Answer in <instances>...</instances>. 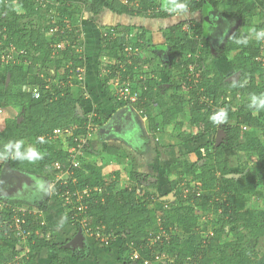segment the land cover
Instances as JSON below:
<instances>
[{"label": "trees", "instance_id": "1", "mask_svg": "<svg viewBox=\"0 0 264 264\" xmlns=\"http://www.w3.org/2000/svg\"><path fill=\"white\" fill-rule=\"evenodd\" d=\"M48 1L56 9L57 18L45 25L44 30L37 32L29 28L26 22L39 14L42 5L38 4V0H0V73L3 76L0 79V113L10 107L17 110L15 117L0 118V175L6 164L11 171L21 174L32 171L37 175L44 173L45 169L54 171L56 163L68 165L69 153L53 151L51 139L48 137H51L55 130H62L73 125L77 126V129L73 131V139L85 137L88 134L90 119L88 115L81 114L78 110L82 103L81 98L76 99L73 89L70 88L69 83L67 84L71 74L87 67V58L77 54L74 49L78 45L77 31L79 29L70 22V18L76 12L75 9L79 8L77 5H84L87 12L94 17L101 15L104 11L117 16L131 15L161 20H169L175 16V12L168 11L171 0H128L129 5H125L124 0ZM253 1L177 0L187 4V12L183 14L197 13L198 20L181 21L163 31L167 55L162 51L158 53L152 43V35L151 39L150 37L147 39V30L125 29L127 34L139 33L136 46L145 48L155 55L153 58L144 59L143 63L151 64L162 56L164 59L167 58L166 67L173 66L174 70L169 73L171 76L174 71H183L182 85L176 86L175 90H187L191 97L188 100L187 95L174 93L170 96V103H166L159 93L167 94L174 89L173 85L168 87L160 85L157 83V77L148 79L146 84L137 79V82L142 85L141 88L147 86V90L143 92V96L135 107L148 117L151 134L155 136L159 129L175 123L179 115L189 107L190 123L197 129V133L194 136L188 135L182 140L179 138L182 144L173 147L194 144L204 139H206L205 147L206 145L208 147L205 148L206 153L204 151L203 163L192 162L184 155L173 164L174 171L180 170L177 173L178 179L171 182L172 192H175L177 198V203L174 204L168 200H160L152 209H149V202H142L135 186L123 187L117 179L105 180L103 169L96 167L93 163L84 162L80 169L73 170L67 185L63 182L59 183L57 189L61 192L69 190L73 194L76 192L82 194L87 188L93 190L91 198L87 200L89 227L94 234L99 228L100 233L112 234L116 239H122L123 246L119 250L121 257L130 253V245H133L143 257L136 261L137 264H145L146 261L150 264H264V254H259L253 248L244 247L239 241L222 244L215 256L208 260L206 247L208 243L213 246V239L209 241V236L199 231V214L204 216L214 212L218 215L216 224L221 225V228L236 227L243 237L256 240L264 237V210L257 212L248 207L249 197L264 198V110L254 115L255 109L248 107L252 95H264V39L258 41L252 34L253 30H264V0H260L249 12V20L255 19L256 15L260 17L257 25L249 21L246 18L248 14L245 13L249 3H256ZM224 2L228 4L223 11H220V5ZM79 10L78 13L81 12ZM212 11L219 13L222 19L231 21L233 24L243 21V28L250 34L247 33L244 37L240 30L229 34L226 42L224 41L225 44L213 51L209 34L216 20L213 18L215 16L211 17ZM205 17L210 23L207 30H205ZM189 23V30L185 31L184 26ZM66 24L73 28L66 37L48 34L51 27L56 25L61 28ZM223 36L224 32L221 38ZM244 38H247V44L236 43V40ZM64 40L69 43L64 45L62 56L56 66V70H59L63 63L69 66L64 77L59 78L58 71L44 74L39 66L44 67L42 64L49 60L54 52L53 45ZM124 45H127V40L123 39L114 43L113 46L106 45L105 54L118 61L117 65L105 67L106 74L99 78L107 95H111L110 82L120 74L122 75L123 71L126 74L124 78L135 75L133 70L137 60L132 63V66H128ZM12 48L19 52L23 51V54H19L21 61L19 64L11 62L4 64L1 61V55L4 52L8 53ZM233 53H235L234 59L230 57ZM181 56L185 60L177 63V59ZM221 56L229 59L234 74L239 73L237 78L230 79L220 71L213 74L209 67L202 74L197 73L211 57L220 58ZM122 63L125 64V70L120 65ZM190 65H195L192 76H188L191 72ZM153 73L156 76L157 72ZM32 86L40 89L42 93L40 99L32 97ZM228 92L240 93L241 102H227L226 122L214 124L210 117L220 111L213 109V105ZM112 98L115 102L114 112L127 106ZM154 104L162 110L158 117L152 114L151 108ZM110 117L99 115L91 120V125L101 127ZM220 130L224 133V138L217 146L216 134ZM258 133L262 136L260 137ZM16 142H22L19 149L21 153L28 151V144H34L38 158L21 159L15 155V148L6 150V145H14ZM89 146L85 147V154L91 153ZM42 148L48 149L44 155L41 153ZM196 150L202 151L204 146H199ZM228 150L238 151L246 157V163L236 173L232 171L229 160L225 158ZM104 153L113 156L115 159H111L115 161L124 160L133 183L140 185L149 180V175L135 170L130 161V154L125 148L110 145L106 146ZM59 173L54 171L51 175L54 177ZM97 188L102 189V192H96L94 189ZM186 191L189 197L185 200L182 192ZM207 192L211 195H206ZM149 196L147 194L144 199H148ZM1 201L4 202L0 194ZM59 201L68 211L72 210V206H66L61 200ZM6 203L7 208L0 210V264H14L15 257L19 256L18 247H20L19 239L15 237L18 240L10 241L15 244L14 249L10 250L6 245L8 239L2 231L11 236L20 237L18 233L23 232L22 229L32 231L26 255L27 264H38V256L46 251L54 255L50 264H73L71 261L92 259V249L86 242L83 245L80 242L76 243L77 248L73 247L74 236L82 228L78 221L82 217H75L73 210L70 213L67 212V223L76 234L67 242H59L54 232L50 233L51 236L46 235L47 227L42 226L45 221L39 213L34 215L28 211L22 213L17 211L11 203ZM48 207L49 201L46 200L40 205V210L46 212ZM16 217L19 222H22L19 223V227ZM176 229L184 232L187 238L182 240L177 238V235L173 237V230ZM162 230L166 231L167 237L157 240ZM41 231L45 234L42 237ZM218 232L221 233L216 229L215 234ZM82 234L84 237L85 234L83 232ZM92 238L95 239L96 236ZM95 242L109 249L116 246V241L110 246L104 245L97 239ZM131 263L133 262L125 264Z\"/></svg>", "mask_w": 264, "mask_h": 264}, {"label": "rangeland", "instance_id": "2", "mask_svg": "<svg viewBox=\"0 0 264 264\" xmlns=\"http://www.w3.org/2000/svg\"><path fill=\"white\" fill-rule=\"evenodd\" d=\"M227 1V0H226ZM256 3H249L247 5V7L245 8V13L248 14L247 15V19L249 20L248 16H249V12L254 9L257 5L258 2H260V0H254ZM253 1V2H254ZM40 5V2L38 3ZM42 4V8L39 12L38 15H36L35 17H33L32 19L28 20L27 26L31 29H34L37 32H41L42 30H44L45 25H47L50 22L55 21V19L57 18V13H56V9H54L53 5L49 3L48 0H46L45 2L41 3ZM44 4L46 6H44ZM228 4V2H224L223 5H220V11H223V9L226 7L225 5ZM79 8H76V12H74L73 10V16L70 18V22L72 24H74L75 26H78L81 30V37L77 39V43L78 45L76 47H74V49H76V53L77 54H84L87 57V66L88 67L84 68V72L82 74L83 78L86 79V74L88 72L87 75V84H88V88L89 92L91 93L90 97H86L85 88L86 87L84 85V79L82 81L79 80V73L78 71L75 74H71L69 80L67 81V84L70 86L71 89H73V92L75 93V98L76 99H80L81 98V105L79 106L78 110H82L83 113L81 114H85V115H89L90 112L94 109L90 108V103H93L94 101H96V103H98L100 106H104V104H100V103H110L108 102L106 99H108L107 95L105 92H101L100 90V83H99V70L103 72V74H106V71L104 70L105 67H110V65H117L118 61L117 59H111L109 56H107L105 54V51H107L106 49V45H111L113 46L114 43L116 42H120L122 39L125 41L127 40L128 44H131L133 47V49H137L138 50V54L139 56H136L134 58L133 54H130L129 56H126V59L128 60V63L131 62V65L128 64V66H132V63H135V60H137V63H135V68L133 70V73H135L134 76H126V78H124V76L126 75L124 73V71L122 72V75L120 74L116 79L119 81L120 84L127 82L128 80L137 87H141V83L137 82V79H140L143 82V84H146L145 82L148 81V79L150 78H154V71L157 72L156 76H157V83H160V85H173L174 89L169 91L167 94H163L162 92L159 93L160 96H163V98H165V100L170 103V96L174 93H179V94H184L187 95L188 100L191 98L189 95V92L187 90H175L176 86H180L182 85V78H183V71H179V72H173L174 74L171 76L169 73L171 71H173V66H171L170 68L167 66L166 67V61L167 58H162V56H160V58H157V60H154L153 62H151V64H145L143 63L144 59H150L153 58L149 52L145 49V48H141V47H137L136 43H138V38L137 35L139 34H127L125 29L127 28H138V30L140 29V24H143L144 22H142V19L135 17V16H131V15H123V16H117L114 15L110 12L104 11L102 12L101 15L94 17L92 14L87 12V8L84 7V5L79 4L77 5ZM80 9V10H79ZM82 9V10H81ZM70 10V9H68ZM81 11V12H77V11ZM211 17H213L216 21L217 25L222 26L223 28H218L220 29L218 31V41L221 44V41L223 39V37L221 38V34H223L224 32V39L225 42L227 40V37L229 34H233L238 32L239 30L243 33V36L245 37L246 34H250L249 31H245V29L242 26V22L243 21H237L236 23H232L231 21L225 20L221 18V15H219V13L212 11L211 12ZM179 15V13H175V16ZM192 15V14H191ZM190 16V14L188 15ZM196 17V16H195ZM260 17L256 15L255 19L253 20H249V21H253L252 23L254 25H257L259 23V19ZM179 18H176V20L178 21ZM190 20H192V18H189ZM200 19V17H199ZM221 19V22H220ZM99 20V21H98ZM170 21H162L161 19H152V20H146L145 22L147 23V25L150 28H153L157 33V29L154 28L157 24L158 26H160V24H163L162 26L166 25H173L174 19H169ZM189 21V20H188ZM263 21V20H261ZM190 22V21H189ZM160 23V24H159ZM98 26L99 28L97 30H99L98 32H92L90 31L88 33V30L90 27H94V26ZM88 28V30H87ZM142 28V27H141ZM113 30L115 32V35L112 37H109L108 39L104 40V35H106V33H108V30ZM142 30V29H141ZM138 32V31H137ZM215 32V31H214ZM213 35H216V32ZM97 33V35H96ZM141 33V32H140ZM245 33V35H244ZM99 34V40L97 39V41L99 42H95V44L89 42H86V40L88 39V36L92 37L97 36L98 37ZM112 35V32L110 33ZM153 34V33H152ZM96 38V37H95ZM148 39V36H147ZM69 42H67L66 44H68ZM224 43V42H223ZM88 44V45H87ZM225 44V43H224ZM223 44V45H224ZM222 45V46H223ZM220 46V47H222ZM64 47V46H63ZM162 47V46H161ZM62 50L57 51V52H52L49 60H47V62L45 64H42L44 67L39 66V68H41V70L43 71L44 74H50V73H54L55 71H58V73H60L59 78H63L64 73L66 72L67 68L69 66L66 65V63L62 64V67L58 70H56V66H57V61L61 58L62 56ZM89 50H91V53H89ZM212 50L215 51V48L212 47ZM15 52H12V56H13V61H9L11 63H20L21 58L19 57V51L14 50ZM99 51H101L100 55H99ZM162 48L158 49V53H161ZM89 53V58H88V54ZM168 53V52H167ZM166 53V55H167ZM125 54V53H124ZM99 55V56H98ZM163 55V54H162ZM79 56V55H78ZM235 53L231 54V58L234 59ZM85 57V58H86ZM139 59V60H138ZM185 59L183 58V56H181L180 58L177 59V63H182ZM210 60V59H209ZM206 61L205 65L203 66V68L199 71H197V73L202 74V72H205L208 67L211 69L212 73L214 74L215 71L217 70L215 67H211L210 66V61ZM209 62V63H208ZM5 64V62H4ZM121 67H123V70H125V64L122 63L120 64ZM128 68V67H127ZM163 71V72H162ZM78 73V74H77ZM125 74V75H124ZM137 74V75H136ZM145 75V76H144ZM194 75V73L189 72L188 76H192ZM197 75V74H196ZM171 76V78H170ZM230 76V75H229ZM3 78V76L0 73V79ZM56 82V81H55ZM102 88V86H101ZM91 90V91H90ZM103 90V89H102ZM105 93V94H104ZM241 99V94L240 93H236V94H232V93H227L226 96H221L220 99L216 102L215 105H213V109L215 110H223L225 111V106L227 102H236V103H240ZM207 102V100H206ZM95 103V102H94ZM211 103V102H209ZM107 106V105H106ZM104 106V108H102L103 111L108 110V108ZM2 109V108H1ZM96 110L99 111V109L101 108H95ZM137 110H139V108H136ZM101 110V111H102ZM113 110V109H112ZM162 110L160 108L154 107V109H152V114L156 117L160 116ZM17 115V110H15L14 108L10 107L6 110L3 111V113H0V118L1 119H5L6 117H15ZM146 115L145 113H141V116L138 117L137 119L141 124V128H142V136L140 135L139 137H137L136 139L139 140L138 143L134 142V143H127V146H125V142H128L127 140L129 139L127 137L128 132H122V134H124L125 136L122 137V139L119 140V142L117 141L118 139H111L107 140L106 143H108V145H117V146H121L122 148H125L127 151L132 152V148H134L136 146L145 149L148 147H155L156 145H158L157 147L160 148V144L158 143L156 137L153 138L152 134L150 132V128H149V124H148V120L145 119ZM147 118V117H146ZM190 109L189 107L186 108V110L179 115L178 120L172 124L173 128H168L166 129V131H163L162 129L158 130V138L160 139L161 144H166V137H170V136H174L178 138H180V140H182V138L186 137V136H194L197 133V129L195 127H193L190 123ZM181 123V124H180ZM99 127H95V134L99 133ZM160 131L164 132L162 134V132L160 133ZM170 131L172 132L170 135ZM168 133V134H166ZM144 134L146 135V137L148 138H144ZM217 135V134H216ZM258 135L261 137V133H258ZM70 136V137H69ZM69 137V139H68ZM213 136H211L212 138ZM136 139H134V141H136ZM179 140V141H180ZM211 140V139H210ZM73 142V135L72 132L70 130L69 133H65L63 132L60 136H58L56 139L51 140V148L53 151H63L66 152L70 146L71 143ZM177 142V141H176ZM179 143V142H178ZM182 144V143H180ZM206 144V139L204 140H198L196 141L194 144H186V145H182L181 147H177L172 149L171 147H168L167 149L164 147L161 149V152L158 153H154V151L148 153H144V155H140L138 158H142L145 160V169L144 171L146 173V175H149L150 178L147 182L142 183V184H137V183H133L132 180L129 177V169H125L124 168V160H120L115 161L111 158L108 157H103L102 154L100 156L99 150H95V155L88 157L85 159L82 158L80 163H93L96 165V167L98 168H102L103 170V176L105 178V180L108 181H112L117 179L118 181H120L121 185L123 187H136L137 188V192L139 195V198L142 200V202H149V209H152L154 207V204H156L157 202H159L160 200H168L171 204L177 203V198L175 197V192H172L171 189V182L175 181L178 179L177 173L180 171L179 169L177 171H174L173 169V164L175 162L178 161V159L183 158L184 155H186V158L189 159L190 161H197L199 163H203V155H204V151L206 153V149H207V145L205 147ZM29 145V149H34L36 146L34 144H28ZM179 145V144H178ZM131 150H130V148ZM203 147L204 146V150L199 151L196 150L198 147ZM206 148V149H205ZM47 148H42L41 153L42 155L45 154V152H47ZM144 151V150H143ZM201 153V154H200ZM132 155H134L135 153L132 152ZM84 156H86V154H84ZM201 156V157H200ZM90 158V159H89ZM227 160H229L232 171L234 173L238 172L241 167L246 163V157L243 153H240L238 151L235 150H228L226 152V157ZM123 164V165H122ZM130 168V167H129ZM1 170V168H0ZM3 170V169H2ZM143 171V170H142ZM24 177L27 179V183L24 185L26 187L22 188L20 191H16L13 189H7L4 193L1 192V196H2V200L4 202H9L13 205V207L17 210V211H21L23 212H30L31 214H40L41 218L43 219V221H45L43 223V227H47V231L48 234L46 235H50V233H53L56 236V240L59 242H67V240L69 238H71L72 236L75 235V233L69 235V231L70 229H66V227H62L63 225H68L67 223V216L68 213L71 212L68 211L66 208L63 207V205L61 204V202L57 197H55L52 194L51 191V187H50V183L52 181V175H51V170L50 169H45L44 173L42 174H34L32 171H29L25 174H23ZM65 178V177H64ZM65 180V179H63ZM15 185V184H14ZM183 185V183L181 184ZM13 187V185H12ZM193 189V187L191 188ZM150 195L148 199H144V197L146 195ZM191 194V193H190ZM54 197H53V196ZM167 195V196H166ZM182 195L185 197L183 199H187L186 197H189V193L186 192H182ZM206 195L210 196L211 193L207 192ZM46 200L49 201V203H51V207L52 209L56 208V210H54V214L56 215L57 213L60 214V212L63 214V218L62 221L61 220V216L59 215L58 218H56V222L53 220L54 224H51V222L48 220V216L44 215L45 212L40 210V205H42L43 203L46 202ZM52 200V201H51ZM51 201V202H50ZM54 205H57L54 207ZM248 207L249 208H253L255 209L257 212L264 210V198L263 197H258V196H254V197H249L248 198ZM58 211V212H57ZM68 212V213H67ZM199 231L204 233L205 236H209V241L210 239H213V246L212 244L208 243V247H206V258L208 260H210L212 257L215 256V254L217 253V251L219 250V247L226 243V242H236L239 241L244 247H248V248H253L256 252H258L259 254H264V237L256 240V239H252V238H248V237H243V234L241 232H239L236 227H225V228H221V225L216 224V220L218 219V215L214 214V212H210L204 216H201V214H199ZM45 219V220H44ZM16 220L18 222V227H19V219L18 217H16ZM49 221V222H48ZM215 221V223H213ZM53 226V228H52ZM69 226V225H68ZM104 228V227H103ZM66 229V230H65ZM220 230L221 233H217L215 234V231ZM2 230H4V228L2 227ZM23 232H19V234H21L20 237L18 236H11L8 233H6L5 231H2L5 233L6 238L8 239V241L6 240V245L8 246V248L11 250L14 249L15 244L11 243L10 241L13 240H18V245L20 247H18L19 249V256L15 257L14 259V264H27V253H28V247H29V241H30V237L32 236V231L28 232L24 229H22ZM74 231V230H73ZM27 232V233H26ZM42 235L43 232H40ZM174 236L179 239H186L187 236L184 235V232H180L178 229L173 230ZM102 234H104V232L101 233V237ZM78 235V234H77ZM77 235H75L74 237H76ZM15 237H17L18 239H16ZM212 237V238H211ZM174 240V238L171 240V242ZM81 243L82 245L85 244V242L87 243V245H89V247H91L92 252H93V257L92 259H85L82 260L80 262L77 261H71L73 264H125V263H129V262H133L130 259V253L133 252V249H130V253H127L126 255H124L123 257H121L119 255V250L120 247L123 246V240L122 239H117V243L116 246L113 249H109L106 247H103L102 245H100V243L95 242V239L92 238V236H88V235H84V239H81V236L79 238H77V240L74 242V248H77L76 243ZM22 247V248H21ZM134 248V246H133ZM49 252H45L43 255H41V259L38 260V264H49V260L48 257L50 256L48 254ZM52 255V254H51ZM53 258V255L51 256ZM141 259L143 258L142 255L140 254ZM71 259V258H70ZM202 261V259H201ZM147 263L145 264H150L148 261H146ZM11 264V263H10Z\"/></svg>", "mask_w": 264, "mask_h": 264}, {"label": "built area", "instance_id": "3", "mask_svg": "<svg viewBox=\"0 0 264 264\" xmlns=\"http://www.w3.org/2000/svg\"><path fill=\"white\" fill-rule=\"evenodd\" d=\"M38 1L41 4V3L45 2L46 0H38ZM124 4L129 5V1L124 0ZM44 6H46V5L44 4ZM189 26H190V23L188 25L186 24L184 26V30L185 31L189 30ZM72 31H73V28L69 24L62 26L61 28L59 26L55 25L49 29L48 34L66 37V35ZM111 32H112V35L110 34ZM77 33H78L77 37L80 38L82 35L81 30L79 29L77 31ZM114 35H115V32L110 29V30H108V33H106V35H104L103 39L106 40L111 36L113 37ZM67 42H68L67 40H64V41L56 43L55 45H53V49H54L53 51L54 52L60 51ZM132 47L133 46L131 44H128V42H127V45H124V53L126 56L133 54L134 58H135L136 56H139V54L137 53L138 50L135 48L133 49ZM14 50H16V49L12 48L11 50H9L8 53L4 52L1 55V61H3V62L11 61L13 59V56H12L13 53L12 52H15ZM19 54H23V51L19 52ZM189 57H190V55L188 56V58ZM128 64L131 65V62ZM194 68H195V65H190L189 69H190L191 73H193ZM83 72H84V69L78 70V73H79L78 77H79L80 81H82L84 79L82 76ZM111 87H112L111 88L112 95L116 99V101L125 103V104H127V106H131L134 108H136L135 106L139 103L141 97L143 96V92L147 90V86H144L143 88L137 87V86H134L129 80L127 82L124 81V83H122V84H120L119 81L116 80L113 82ZM31 91H32V97L34 99H40L42 97V93L38 87L32 86ZM96 117H98V115H96L95 117L88 116V119H90V124L88 125V134L85 137H81V138L76 137L73 139V142L71 143L70 148L67 150V152L69 153V156H70L69 161H68V165L67 164H61V163H56L54 165V171H57L60 173L52 178V181L50 183V187H51V191L55 197L61 199V201L66 206L67 205L72 206V210L74 211L75 217H82V219L80 220L81 227H82L81 230L85 235H88L90 237L96 236L95 239L100 240L101 243H103L106 246H110V244L114 241H116V243H117V239L115 236H113L112 234H108V235L102 234V236H104V237H101V233L99 232V228H97L98 232L96 234H94L92 232V229L89 227V215H88L89 205L87 204L88 203L87 200H89L91 198V192L93 190L90 188H87L86 190L83 191L82 194L77 193V192L73 194L69 190L61 192L57 189V186L59 185V183L63 182L64 185L68 184V179L70 178V175L73 173V170L81 168L80 159L85 154V147L90 145L89 141H90L91 135H93L92 133H94V131H95V127H98L97 125H91V120L96 118ZM76 129H77V126H75V125L69 126V127L62 129V130L58 129V130H55L53 132V135L51 137H48V138H50L51 140H54L58 136H60L63 132L69 133L70 130H71L72 135H73V131H75ZM69 137H68V139H69ZM73 143H75V144H73ZM54 171L51 170L52 173H54ZM63 179H65V180H63ZM73 182H76V180H73ZM94 190L96 192H99V193L102 192V189H100V188H97ZM7 206H8V204L6 202H2V201L0 202V210L6 209ZM19 235H21V234H19ZM162 237H167V233L165 230H162V232L158 235L157 240H161ZM130 249H133V252L130 253L131 261L136 262V261L141 260L139 250L136 248H133V245H130Z\"/></svg>", "mask_w": 264, "mask_h": 264}, {"label": "crops", "instance_id": "4", "mask_svg": "<svg viewBox=\"0 0 264 264\" xmlns=\"http://www.w3.org/2000/svg\"><path fill=\"white\" fill-rule=\"evenodd\" d=\"M195 16H197V13H195V14H192V15H190V16H188L187 14L185 15V14H179V15H177V16H174V17H171L170 19H174V22H173V25H164V26H162L163 24H160V26H158V24L154 27V28H156L157 29V31H158V33L153 29V28H150L148 25H147V23L145 22L146 20L148 21V20H152L151 18H147V17H138V18H140V19H142V22H144L143 24H141V23H139L140 24V28L142 27L143 29H145V30H147V36L148 37H150V39H151V35H152V38H153V40H152V43L154 44V46H155V49L156 50H158L159 48H164V46H166V44H165V39H164V35H163V31L164 30H166V29H168V28H170V27H172V26H174L175 24H177V23H180L181 21H187V20H189V18H192V20L193 21H197L198 19L195 17ZM135 17H137V16H135ZM176 18H179L178 19V21L176 20ZM158 20H160V19H158ZM99 21V20H98ZM162 21H170V20H162ZM213 25H214V23H213ZM208 26H210V24L208 23ZM75 27H77V28H79L78 26H75ZM99 27L96 25V26H94V27H90L89 28V30H88V28H87V30H88V33L90 32V31H92V32H98L99 33V30H97ZM211 30V29H210ZM215 32H216V35H213V33L212 34H209V38H211L212 40V47L213 48H215V50H217L218 48H220V46H222L224 43V41H225V39H224V37H225V35H224V37H223V39H222V41H221V44L219 43V41H218V31L217 30H215ZM214 32V33H215ZM153 33V34H152ZM100 34V33H99ZM99 34H98V37L97 36H92V37H90V36H88V39L86 40V42H89L90 41V44L91 43H93V44H95V42H99L100 43V41H97V39L99 38ZM96 35H97V33H96ZM244 35H245V33H244ZM96 37V38H95ZM99 40V39H98ZM88 45V44H87ZM162 46V47H161ZM149 52V54L152 56V57H155V55L151 52V51H148ZM89 53H91V50H89ZM89 53L87 54L88 55V58H89ZM100 53H101V51H99V55H100ZM98 55V56H99ZM80 56H84V57H86V55H84V54H81ZM87 58V57H86ZM111 59H114V58H112V57H110ZM210 66L212 67H215L217 70L215 71V73L216 72H218V71H220V72H222L223 74H225V75H227V76H229L230 77V79H234V72H233V70H232V67H231V64H230V61H229V59L226 57V56H221L220 58H215V57H211L210 58ZM209 63V62H208ZM88 67V69H89V66H87ZM87 75H88V72H87V74H86V79L84 78V85L86 86V87H84L85 88V90H87L89 87H88V84H87ZM101 75H103V73H102V71H100L99 70V78H100V76ZM155 77H157V76H155ZM115 80H113V81H111L110 82V91H111V85L113 84V82H114ZM100 83V82H99ZM158 84H160V83H158ZM167 87H168V85H167ZM90 89V88H89ZM89 89H88V91H85V96L86 97H90V95H91V93L89 92ZM103 88H101V85H100V90H101V92L103 91V92H105L104 90H102ZM91 91V90H90ZM105 94V93H104ZM111 95H107V97H108V99H106L108 102H110V103H100V104H104V106H106L107 108H108V110H107V112L106 111H103L102 110V108H104V106H100L98 103H96V101H94L93 103H90V108L91 109H94V110H92V111H89L90 112V114L88 115V116H90V117H95L96 115H103L104 117H107V118H109L112 114H113V112H114V108H115V102L112 100L113 98V95H112V92L110 93ZM164 101L166 102V103H168L166 100H165V98H164ZM154 107H157V108H159L158 106H157V104H154L153 106H152V108L151 109H154ZM95 108H101V109H99V111L98 110H96ZM132 108H134V107H132ZM113 109V110H112ZM136 111H137V113H138V116L140 117L141 116V113L143 114L144 112L143 111H141V110H137L136 108H134ZM102 110V111H101ZM80 113H83V111L82 110H80ZM147 117V116H146ZM145 117V119L146 120H148V117L146 118ZM136 123H137V125H134V129H129L130 131H131V136H132V138H129L127 141L128 142H125V146H127V143H134V142H136V143H138L139 142V140L138 139H136L137 137H139L140 135L142 136V128H141V124H140V122L138 121V119L136 120ZM149 124V123H148ZM174 124V123H173ZM168 128H173V126H172V124L171 125H168V126H166V127H164V128H162V130L163 131H166V129H168ZM162 131H160V133H161ZM164 132H162V134H163ZM171 131H170V135H171ZM93 135H91V138H90V141H89V143H90V146H89V148H91L90 150H91V153H86V156H84L83 155V157H81V158H84L85 157V159L86 158H88V157H90L91 158V156H93V155H95V154H97V153H95V150H99V152H101V153H99V155L98 156H100L101 154H102V156L103 157H108V158H114L113 156H111V155H109V154H107V153H104V149L106 148V146H110V145H108V143H106L107 142V140H110V138L111 139H118L117 141L119 142V140L120 139H122V137L123 136H125L124 134H120L119 136H108L107 134H104V135H102V134H100V133H98V134H95V133H92ZM159 134V133H158ZM158 134L157 135H155V136H153L152 135V137L153 138H155L156 137V139H157V141H158V143L160 144V148H158L157 146L158 145H156L155 147H153V148H151V147H148V148H145V149H143L142 150V148H140V147H138V146H136V145H134L135 147L134 148H132V149H134V150H132V152H134L135 154L134 155H132L131 153L132 152H129V154H130V161H131V164H132V166L135 168V170H137V171H139V172H143V173H146L145 171H144V169L146 168L145 167V160L144 159H140V158H138L140 155H144V153H150V152H152V151H154V153H158V152H161V149L162 148H168V147H172V149H174V147L173 146H175V145H178V144H180V142H179V140H178V138L177 137H175L174 138V136L172 137V136H170V137H166V141H167V143L166 144H161V142H160V139L158 138ZM166 134H168V133H166ZM144 138H148V137H146V135L144 134V136H143ZM134 139H136V141H134ZM177 141V142H176ZM179 142V143H178ZM115 146H117V145H115ZM129 147V146H128ZM162 147V148H161ZM130 148V147H129ZM128 150V149H127ZM130 150H131V148H130ZM89 158V159H90ZM115 159V158H114ZM123 165V164H122ZM124 168L126 169V166H125V163H124ZM143 170V171H142ZM105 179V178H104ZM53 196V195H52ZM54 197V196H53ZM52 201V200H51ZM50 201V202H51ZM55 206H57V205H54V207ZM54 210H56V208H54V209H52V207H51V203H49V207H48V210L45 212V214L44 215H46V216H48V220L51 222V224H54V222H53V220L56 222V218H58L59 217V215L61 216V220L60 221H62V218H63V214L60 212V214L59 213H57L56 215L54 214ZM58 212V211H57ZM48 221V222H49ZM62 227H66V229H70V231H69V235H71L73 232L76 234V232L75 231H73L74 229H72V227H70V226H68V225H63ZM52 228H53V226H52ZM65 229V230H66ZM73 233V234H74ZM73 237V236H72ZM69 239H71V238H69ZM68 239V240H69ZM45 253V252H44ZM44 253H41L39 256H38V260H40L41 258V255H43ZM50 256L48 257V260H49V264H50V262H51V260H52V253L51 252H49L48 253ZM52 254V255H51ZM54 256V255H53Z\"/></svg>", "mask_w": 264, "mask_h": 264}, {"label": "clouds", "instance_id": "5", "mask_svg": "<svg viewBox=\"0 0 264 264\" xmlns=\"http://www.w3.org/2000/svg\"><path fill=\"white\" fill-rule=\"evenodd\" d=\"M168 11L179 13V14L186 13L187 12V4L177 2V0H171V4L168 6ZM252 34L255 36V39L258 41L264 39V30H260V31L253 30ZM247 42H248L247 38L236 40V43H238V44H247ZM250 101L251 102L248 105V107L255 109V112L253 113L254 115L256 113H258L259 111L264 110V95H260V96L252 95L250 97ZM210 119L214 124L226 122L227 113L225 111L221 110L218 114H214L213 116H211ZM21 143L22 142H16L14 145L8 144L5 146V148H6V150L10 149V148H15V150H16L15 155L21 159L33 160V159L38 158V153L34 149H28V151L26 153H21L19 151V149L21 147ZM133 262H135V261H133Z\"/></svg>", "mask_w": 264, "mask_h": 264}, {"label": "water", "instance_id": "6", "mask_svg": "<svg viewBox=\"0 0 264 264\" xmlns=\"http://www.w3.org/2000/svg\"><path fill=\"white\" fill-rule=\"evenodd\" d=\"M207 28H208V19H207V17H205V30H207ZM167 51L168 50L166 47L162 48L163 53L164 52L167 53ZM132 116H138V113L131 106H125L121 109H118L116 112H114L111 115L108 123H106L105 125H103L100 128V134H102L103 132H106L107 130H111L112 128L122 126V124L124 123V120L128 121ZM223 138H224V133L221 130L218 131L217 137H216V145L217 146L219 145V143L222 141ZM23 177H24L23 174L11 171L8 167V164H6L2 170L1 175H0V194H1L2 187L4 186L5 183H7L6 180L14 179L15 180L14 184H15L16 182L20 183L22 181ZM82 235H83L82 230H80L78 235L73 240V242H75L77 240V238H79L80 236H81V239H84V237H82ZM132 264H137V263H132Z\"/></svg>", "mask_w": 264, "mask_h": 264}, {"label": "flooded vegetation", "instance_id": "7", "mask_svg": "<svg viewBox=\"0 0 264 264\" xmlns=\"http://www.w3.org/2000/svg\"><path fill=\"white\" fill-rule=\"evenodd\" d=\"M212 27H213V29L211 30V34L215 30L219 31L220 29H218V28H223L222 26L217 25L216 23ZM222 35L223 34H221V36ZM234 76H235L234 78H237L239 76V73L234 74ZM136 120H137V116H132L128 121L124 120V123L122 124V126H118L116 128H112L111 130H107V131L105 130L106 132H103L102 135L107 134L108 136H119L120 134H122V132L125 131V132H128L127 137L132 138V136H131L132 133L129 129H131V128L134 129V125H137ZM108 121L106 123H108ZM100 128H99V133H100ZM6 182L7 183H5L4 186L2 187V190H1L2 193H4L7 189H13L16 191H20L22 188L26 187L24 185L27 183V179L25 177H23L22 181L20 183L16 182L15 185H14V182H15L14 179H8V180H6ZM11 185H13V187ZM133 263H137V262H133Z\"/></svg>", "mask_w": 264, "mask_h": 264}, {"label": "bare ground", "instance_id": "8", "mask_svg": "<svg viewBox=\"0 0 264 264\" xmlns=\"http://www.w3.org/2000/svg\"><path fill=\"white\" fill-rule=\"evenodd\" d=\"M78 221H80V220H78Z\"/></svg>", "mask_w": 264, "mask_h": 264}]
</instances>
